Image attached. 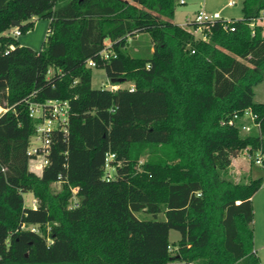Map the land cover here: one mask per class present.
Listing matches in <instances>:
<instances>
[{
    "label": "trees",
    "instance_id": "trees-1",
    "mask_svg": "<svg viewBox=\"0 0 264 264\" xmlns=\"http://www.w3.org/2000/svg\"><path fill=\"white\" fill-rule=\"evenodd\" d=\"M175 4L0 0V264H260L251 199L264 179L237 183L224 173L246 149L264 169V104L254 101L264 0H243L234 31L216 21L200 39L173 23ZM34 18L49 20L39 51L5 35L15 22L28 32ZM142 34L150 53H128V39ZM89 61L133 86L94 89ZM48 100L67 101L69 120L66 133L50 135L36 174L29 107ZM247 109L258 133L241 135L242 120L221 125ZM170 231L180 234L172 244Z\"/></svg>",
    "mask_w": 264,
    "mask_h": 264
},
{
    "label": "rangeland",
    "instance_id": "rangeland-1",
    "mask_svg": "<svg viewBox=\"0 0 264 264\" xmlns=\"http://www.w3.org/2000/svg\"><path fill=\"white\" fill-rule=\"evenodd\" d=\"M243 0H183L184 4H180V0H175V13L173 18V23L182 26L193 32L191 28L186 26V23L193 20L198 12H205L207 14H214L220 13L221 17L224 19H235L240 20L242 19V11H241V4ZM232 2V6H228L227 4ZM33 28L26 33L21 34L20 36L15 37L18 41L20 46L28 47L34 51H39L46 39V35L49 28V20L47 19H33ZM257 24H264V12H262L261 18L256 21ZM15 27L9 29L5 35L12 36ZM193 35L195 39L202 38V33L197 32ZM264 35V32H263ZM13 37V36H12ZM151 45L148 35L142 34L136 36L134 39L129 38L126 44V51L132 55L137 56H147L150 53ZM132 83L127 81H111L106 76L103 70L94 69L92 68V87L94 89H126L132 87ZM114 87V88H113ZM254 101L255 102H264V80L262 83L258 84L254 87ZM0 108H3L0 105ZM246 125H251L249 121H245ZM258 127H252L251 133H258ZM241 135H246L245 132H241ZM38 143L34 139H30L29 150L34 149ZM239 154L244 161V165L241 167L238 162L233 161L229 168L224 173V176L227 179H230L237 183H244L247 182L249 178V172L245 171L249 165H254V157L255 155L250 154L249 151L246 149L245 151L240 152ZM249 155L251 157H249ZM253 155V156H252ZM144 158H142L143 160ZM43 158L41 156L35 157V159L31 160L29 163V168L34 171L36 174H40V167L43 165ZM249 164V165H248ZM248 166V167H247ZM245 168V169H244ZM107 174L109 176L113 175V169L108 167L106 169ZM252 178L262 177L264 179V173L258 169V167L253 166ZM54 191H58L60 188L59 184H54L52 186ZM24 204L27 207H32L34 204L36 205V201L33 198L31 193H24L23 195ZM141 220H164V215L159 214L156 218L145 214L139 213L137 215ZM180 239V234L176 231H170L169 233V241L170 243H175ZM173 248V247H172ZM174 252V249H173ZM172 253V252H171ZM181 264V263H178Z\"/></svg>",
    "mask_w": 264,
    "mask_h": 264
},
{
    "label": "built area",
    "instance_id": "built-area-1",
    "mask_svg": "<svg viewBox=\"0 0 264 264\" xmlns=\"http://www.w3.org/2000/svg\"><path fill=\"white\" fill-rule=\"evenodd\" d=\"M180 4H184L183 0H180ZM228 6H232L233 3L229 2L227 4ZM216 21H220L223 24L224 29H229L230 31H234L233 26H229L233 21L224 19L221 17L220 13H214V14H207L205 12H198L195 16V18L189 23H186V26H190L191 24H196L198 27L193 30L194 33L201 32L202 28L206 26L213 25ZM250 26L253 27V22L250 23ZM13 37L20 36V32L17 28L12 33ZM253 30L251 31V35H253ZM203 38V36H202ZM110 47L109 43L106 42V49H104L101 52V58L103 60L108 59L109 57V51L108 48ZM88 67L93 68L95 65L93 62H88ZM114 88V87H113ZM118 89V88H116ZM115 89V90H116ZM114 91V89H112ZM5 112V109L0 108V115ZM29 115L32 119L38 120L35 127V134L32 137V139L36 140L38 145L32 149H28V155H31L34 157L41 156L43 158V165L40 167V170L47 164L46 160V154L48 153V147H49V138L53 131H60L62 133H66L67 131V124L69 120V104L67 101H57V100H48L43 104H32L29 107ZM257 115L254 114L251 110H244L241 115L238 113H234L227 121H222L221 125H235L236 121L242 120L244 121V124L241 126V131L245 133H250L252 127H258V124L256 123ZM245 121H249L251 125H246ZM249 157H251L249 155ZM113 158V155H107L106 156V169L110 167L108 165V161ZM32 159V160H33ZM254 163L255 165L262 166L261 165V155L257 152L254 157ZM111 176L107 174V179H109ZM73 193L76 192V190H72ZM236 204H239V202H236ZM35 208V204L32 206ZM169 251L172 252V248H169ZM170 264H177L175 262H172Z\"/></svg>",
    "mask_w": 264,
    "mask_h": 264
},
{
    "label": "crops",
    "instance_id": "crops-1",
    "mask_svg": "<svg viewBox=\"0 0 264 264\" xmlns=\"http://www.w3.org/2000/svg\"><path fill=\"white\" fill-rule=\"evenodd\" d=\"M263 103L264 102H257ZM239 154L236 158L232 160L238 162V164L242 167L244 165V161ZM231 162V163H232ZM249 165V164H248ZM253 166L258 167L261 172L264 173V169L258 165H249L248 168H244L245 171L249 172V178L247 182L252 178V168ZM244 182V183H247ZM252 206H253V242H254V250L260 260V264H264V182L259 189V191L252 197L251 199ZM178 264V263H177ZM182 264V263H181Z\"/></svg>",
    "mask_w": 264,
    "mask_h": 264
},
{
    "label": "water",
    "instance_id": "water-1",
    "mask_svg": "<svg viewBox=\"0 0 264 264\" xmlns=\"http://www.w3.org/2000/svg\"><path fill=\"white\" fill-rule=\"evenodd\" d=\"M13 26L18 28L19 27V23L15 22V23H13ZM121 81H123V80H121Z\"/></svg>",
    "mask_w": 264,
    "mask_h": 264
}]
</instances>
